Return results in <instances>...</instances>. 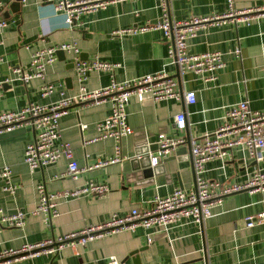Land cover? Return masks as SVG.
I'll use <instances>...</instances> for the list:
<instances>
[{
	"label": "crops",
	"instance_id": "crops-1",
	"mask_svg": "<svg viewBox=\"0 0 264 264\" xmlns=\"http://www.w3.org/2000/svg\"><path fill=\"white\" fill-rule=\"evenodd\" d=\"M0 1L7 4L2 12L6 26L0 43V112L19 109L27 102H53L58 99L59 90L65 95L76 92L77 82L69 64L71 53L64 52L61 59L56 57L46 68L44 80L31 78L22 82L11 71L12 67L25 71L31 52L47 44L73 40L80 59L118 63L113 70L116 80L162 68L170 75L176 73L175 66L167 63V46L160 30L121 37L110 34L115 28L157 21L161 14L159 0H112L104 8L81 15L71 27L64 25L62 13L53 9L50 0H24L18 11L10 8L13 0ZM232 3L238 9L264 6V0H232ZM225 8L226 0H168V13L175 20L220 14ZM186 47L189 53L221 52L223 67L215 72L213 81L203 82L190 73L179 75L178 99L152 101L144 95L139 101L131 96L125 111L132 132L120 139V152L126 158L118 163L82 170L76 179L55 178L54 175L64 171V159L35 169H29L23 162L24 146L34 135L30 127L0 133V166L9 167L10 180L16 184L13 194L0 189V209L4 213L21 210L26 214L22 228L0 225V249L77 231L104 221L111 213L123 215L133 207L147 208L155 195H167L176 187L191 188L193 170L184 143L174 147L157 164L148 161V166L142 165L147 153H155L157 135L163 133L185 141L212 133L220 125L225 108L239 100H246L252 110L264 109V17L236 26L232 23L204 26L186 40ZM235 47L239 49L238 56L231 53ZM44 81L52 83L54 91L40 97L39 86ZM108 81V72L91 71L84 85L93 90ZM187 90L194 91L193 103H186L182 97ZM108 112V101L89 102L72 105L58 118L56 142L70 145L79 167L112 155L111 139L91 140L97 134L95 123ZM179 112L185 116L182 130L173 127V117ZM143 148L146 152L138 153ZM255 165L245 149L235 146L223 159L206 161L201 176L220 183L242 182ZM259 166H264V158ZM86 181L104 183L108 191L101 197L81 195L59 200L55 207L57 214L46 221L41 214H30L37 203L36 185L42 184L51 193L81 186ZM261 211H264V191L242 190L224 196L199 224L183 219L170 225L166 233L137 225L75 248L64 246L55 254L39 253L6 264H105L110 256L125 264H264V223L244 225V217ZM147 234L151 236L150 242L146 241ZM132 251H136L135 258L129 255Z\"/></svg>",
	"mask_w": 264,
	"mask_h": 264
},
{
	"label": "built area",
	"instance_id": "built-area-1",
	"mask_svg": "<svg viewBox=\"0 0 264 264\" xmlns=\"http://www.w3.org/2000/svg\"><path fill=\"white\" fill-rule=\"evenodd\" d=\"M23 1L21 0V2ZM109 1L112 0H50L53 9L62 13V21L67 27H71L81 15L91 13L98 8H104ZM6 5L0 1V43L1 34L6 26V20L2 15ZM159 7L161 14L157 21L115 28L110 34L121 37L152 29L160 30L162 39L167 46V63L175 66L178 77L184 73H190L203 82L215 79V72L224 65L222 54L216 50L189 53L186 49V40L193 37L196 31L204 26H216L224 23H232L236 26L248 24L264 17V6L238 9L233 6L232 0H226V8L223 13L203 17L190 16L183 20L171 18L168 13V0H159ZM40 40L44 41V38L41 37ZM57 50L72 54V66L77 82L76 92L65 95L59 90L57 92L59 97L53 102L43 104L27 102L19 109L0 112V133L22 126H28L33 130V139L25 144L22 154L23 162L29 169L40 168L62 158L65 161L64 171L54 177L66 176L76 179L82 170L118 163L126 158L120 152V139L132 132L126 122L125 111L129 98L133 96L140 101L144 95H148L152 101H159L180 97L177 80L165 69L116 80L113 70L119 66L118 63L97 59L89 61L80 59L76 43L73 40L36 48L30 54L25 71L18 67H12L11 71L22 82L31 78L44 80L46 68L56 60L55 52ZM231 53L238 56L239 49L235 47ZM91 71L108 72V83L98 89H86L84 83ZM53 91L54 86L50 82L44 81L39 86L40 97H46ZM182 97L186 103H193L195 100L194 91L187 90L183 92ZM102 101H108L109 112L103 119L95 123L97 134L91 140L111 139L113 153L110 157L99 159L82 168L73 159L70 145L65 141L56 142L59 137L58 118L66 113L72 105ZM80 127L83 128L84 125ZM173 127L178 130L185 127V116L182 112L174 115ZM182 143H184L183 138H173L159 133L155 153H148L150 164H157L160 158L169 154L174 147ZM188 145L194 179L191 188L182 190L176 187L167 195H155L147 208L133 207L123 215L111 213L104 221L77 231L51 236L34 243L24 242L17 248L0 249V264L39 253L55 254L64 246L75 248L77 245H84L105 234L122 229H133L137 225L144 229H154L166 233L170 225L183 219H190L199 224L211 215V209L219 205L224 196L242 190L264 191V166H259V162L264 158V109L252 110L246 100L236 101L225 108L220 125L212 133L191 137L188 139ZM235 146L245 149L247 156L256 164L244 181L220 183L201 176L203 164L206 161L223 159L227 151ZM10 177L9 167L0 166V189L8 194H13L16 184L11 182ZM35 191L37 203L30 210V214H41L46 221L57 214L55 207L59 200L76 198L81 195L101 197L108 191V186L104 183L86 181L81 186L47 193L43 185L38 184ZM25 215V212L21 210L4 213L0 209V225L22 228ZM244 222L246 227L264 223V211L244 217ZM150 240L151 236L147 234L146 241L150 242ZM105 264L125 263L110 256Z\"/></svg>",
	"mask_w": 264,
	"mask_h": 264
},
{
	"label": "water",
	"instance_id": "water-1",
	"mask_svg": "<svg viewBox=\"0 0 264 264\" xmlns=\"http://www.w3.org/2000/svg\"><path fill=\"white\" fill-rule=\"evenodd\" d=\"M21 3V0H13L12 2H11V4H10V8L12 9V11H18V6H19V4ZM55 55H56V57L57 58H63L64 57V52L63 51H61V50H57L56 52H55ZM71 66H72V63H69ZM176 80H178V74L177 73H174V75H172ZM184 145H185V147H186V149H189V145H188V139H186L185 141H184ZM157 147V146H156ZM148 149H151V147H148ZM146 150L147 149H145V148H143V149H139V151H138V153H143V152H146ZM138 155V154H137ZM141 161H144V163L142 162V165L144 166V167H146V166H148V161H149V157H148V153H147V155L146 156H144L143 158H142V160ZM146 165V166H145ZM148 168V167H147ZM130 256H132L133 258H135L136 257V251H132V252H130V254H129ZM203 259H204V257H203Z\"/></svg>",
	"mask_w": 264,
	"mask_h": 264
}]
</instances>
